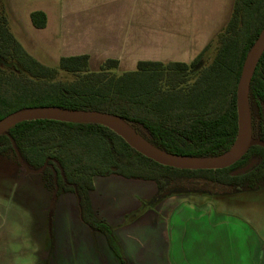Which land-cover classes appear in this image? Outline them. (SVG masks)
Instances as JSON below:
<instances>
[{
	"label": "trees",
	"instance_id": "16d2710c",
	"mask_svg": "<svg viewBox=\"0 0 264 264\" xmlns=\"http://www.w3.org/2000/svg\"><path fill=\"white\" fill-rule=\"evenodd\" d=\"M35 27H45L46 14L34 11ZM264 27V0H235L231 17L218 36L212 60L204 64L207 46L190 62L143 60L135 70L117 72L118 60L98 70L87 54L63 56L59 66L41 62L13 33L0 1V119L28 107L56 105L116 114L151 145L176 155L217 157L227 153L238 136L237 88L248 52ZM60 71L74 76L57 78ZM252 134L264 140V53L249 88ZM0 135V155L12 154L19 168L42 167L54 197L74 192L81 219L102 232L121 260L112 228L98 218L90 197L97 175H121L154 181L159 194H213L212 187L231 191L259 188L264 180V147L251 146L234 164L219 169H183L160 163L137 151L101 123L38 119L15 124ZM15 142L22 162L13 147ZM248 171L232 174L252 160Z\"/></svg>",
	"mask_w": 264,
	"mask_h": 264
},
{
	"label": "crops",
	"instance_id": "0c3cea01",
	"mask_svg": "<svg viewBox=\"0 0 264 264\" xmlns=\"http://www.w3.org/2000/svg\"><path fill=\"white\" fill-rule=\"evenodd\" d=\"M234 2L6 0L2 5L15 36L29 52L33 48L32 55L41 62L57 52L58 58L87 54L90 69L98 70L106 60L116 59L117 70L123 72L135 70L143 60L190 62L223 31ZM34 11L46 14L45 27L34 26ZM27 17L39 34L22 39L17 33H22ZM12 166L0 169V177L8 183L0 188V204H19L16 208L28 207L30 212L12 207L5 211L0 205V264H49V260L50 264H264V201L254 202L257 195L264 199V187L231 191L244 200L238 202L215 198L222 193L176 194L173 202L174 198L159 197L153 206L138 212L141 204L159 194L154 181L117 174L95 176L91 202L96 214L114 230L124 257L119 261L107 238L81 222L77 231L89 232L87 243L73 234L72 243L57 250L56 219L53 214L37 217L32 193L36 189L43 196L38 204H66V195H71L70 204H78L77 196L66 192L55 198L45 180L33 184L31 173L38 172ZM107 204L122 209L110 213ZM123 204L129 205L124 208ZM161 204L168 205L161 208ZM79 213L78 208V223Z\"/></svg>",
	"mask_w": 264,
	"mask_h": 264
},
{
	"label": "water",
	"instance_id": "95a60500",
	"mask_svg": "<svg viewBox=\"0 0 264 264\" xmlns=\"http://www.w3.org/2000/svg\"><path fill=\"white\" fill-rule=\"evenodd\" d=\"M264 53V27L259 37L248 52L242 74L237 88L238 107V136L233 147L225 154L217 157H191L164 152L148 143L126 120L116 114L99 110L72 109L56 105L36 106L21 109L10 113L0 119V135H9V129L17 123L38 119H53L59 121L78 123H101L123 136L132 147L145 156L160 163L183 169H219L228 167L246 154L253 145L264 147V140L253 136L251 111L249 105V88L256 70L257 64ZM13 147L22 162L21 156L14 141ZM257 163L252 160L245 166L232 171V174H241L251 169ZM44 167L38 170L26 168L27 172H42ZM171 191H165L159 197L171 195Z\"/></svg>",
	"mask_w": 264,
	"mask_h": 264
},
{
	"label": "rangeland",
	"instance_id": "374dc122",
	"mask_svg": "<svg viewBox=\"0 0 264 264\" xmlns=\"http://www.w3.org/2000/svg\"><path fill=\"white\" fill-rule=\"evenodd\" d=\"M0 1L2 3V2H5L6 0H0ZM22 25H23V28H22V31H21L22 33H17L22 39H24V38L31 39L32 36H38L39 29L35 28L32 25V23H30V18L29 17H27V18H25L23 20ZM212 42H213L212 47L208 50V52L205 55L206 56L205 57L206 59L204 60L205 61L204 62L205 65L208 64L212 60V58L215 55L216 50H217V38L214 41H212ZM29 49L32 51L33 48H29ZM31 54H32V52H31ZM58 54L59 53L57 52L56 55L52 56L51 59L42 60V61L44 63H47L50 66L58 67L59 66V61H60V58H58V56H57ZM117 72L119 73V70H117ZM57 78L60 79V80L70 81V80L74 79V76L72 74L68 73V72L60 71L59 74L57 75ZM12 165L18 166L16 158L12 154H1L0 155V169L1 170L9 168ZM31 176L33 178V184L34 185H36L35 181H37V180L38 181L39 180L40 181L41 180H45L42 172L31 173ZM4 185H8V183H6L5 182V178L3 176H1L0 177V188L3 187ZM258 186L264 187V180L259 181L258 182ZM49 189L53 190L50 187H49ZM212 189H213V192H215V193H219V194L222 193V195H216L215 196V198L218 199V200L219 199L220 200H229V202L230 201L231 202H236V201L238 202V200L239 201H244L243 199H241V197H240V199H239V197H235L236 196L235 194H238V193L231 192V190H232L231 187H225V186L217 185V186L212 187ZM38 192H39L38 190L34 189V191H33L34 194L32 193V195H34L36 197V199H37L36 200L35 198H33V204H31L32 205V210H33L34 213L38 214L37 217L40 218V219H44L45 218L44 216H46V217L48 216L49 217V216H51L53 214V219H56V223L54 225V231L53 232H55V239L57 241V245H55V248L57 247V250H59V247L63 246L64 243H70L71 244L72 243L71 238L73 237V234L80 235L81 240L82 241L84 240L87 243V241L89 240V232L87 231L85 234H82L83 231H77L80 222H81V224H83V226H85L86 229H89L91 232H95V235H97V236H100V235L101 236H105L102 232L94 231L93 229H91V227H89L81 219L80 213H79V219H78L79 223L77 222V220L75 219V211L79 208V205L78 204H70V200L68 198L71 197V195H66L67 196V197H65V203L66 204H64V203L60 204V202H62V201H60L59 204H56V205L55 204H38L37 201L41 202L43 200V196H40ZM63 193H61V194H63ZM215 193H213V194H215ZM195 194H200V193H195ZM213 194L211 196H213ZM168 196H165V198H168V199L174 198V199H170V200H172V202L176 201L175 198H178L176 194L175 195L171 194V195H168ZM211 196H208V197H211ZM261 197H262V195H257L255 197L256 201H254V200L253 201L257 202V204H262L264 199L260 200ZM223 198H226V199H223ZM168 199H166V200H168ZM0 205L6 208V209H4L5 211L11 210V207H12V208H14L15 211L16 210H21L22 212H25V211H27V213L30 212L28 207H26V209H24V208H21V209L16 208V207H19V204H0ZM107 205H108L107 207L109 208V212L110 213L118 212L119 210L122 209V207L120 209L117 208V206H116L117 204H107ZM123 205H124L123 207L126 208L129 204H123ZM167 205L168 204H161V208H164ZM151 206H153V204H146V202H145L144 204L140 205L138 212L143 211V210H145L147 208H150ZM79 212H80V210H79ZM133 213H136V212H133ZM98 218H100V217L98 216ZM112 230H113V228H112ZM113 233H114V230H113ZM64 237H66L67 239H64ZM49 244H51V242H49ZM55 248H54V251H55ZM31 250H32V253L35 252V249H33V247L31 248ZM117 257H118L119 261H121L119 256H117ZM122 258L124 259L123 256H122ZM50 263H51V260H49V264ZM66 264H67V262H66Z\"/></svg>",
	"mask_w": 264,
	"mask_h": 264
}]
</instances>
